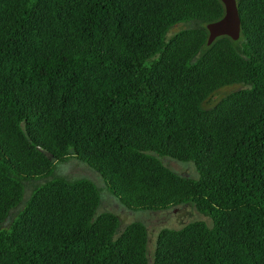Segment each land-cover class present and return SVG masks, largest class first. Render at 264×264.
<instances>
[{"label": "trees", "instance_id": "obj_1", "mask_svg": "<svg viewBox=\"0 0 264 264\" xmlns=\"http://www.w3.org/2000/svg\"><path fill=\"white\" fill-rule=\"evenodd\" d=\"M235 1L239 38L207 45L220 0H0V225L29 187L0 264H264V0ZM71 159L130 211L193 204L211 226L164 229L149 257L146 226L55 176Z\"/></svg>", "mask_w": 264, "mask_h": 264}, {"label": "rangeland", "instance_id": "obj_2", "mask_svg": "<svg viewBox=\"0 0 264 264\" xmlns=\"http://www.w3.org/2000/svg\"><path fill=\"white\" fill-rule=\"evenodd\" d=\"M180 26L176 25L170 29L167 33V39L172 37ZM242 86H226L217 92L213 93L204 103L203 108H210L222 97L227 94L241 89ZM163 163L172 170L175 174L183 177H187L193 180H198L199 174L192 162H178L169 158H163ZM55 176H62L69 180H76L80 178H86L93 181L101 189L102 202L98 212H112L114 213L120 222L119 229H123L131 223H141L146 226L149 236L148 242V254L152 256L157 236L160 231L164 229H178L182 226L189 224L193 221H200L208 226H211V221L208 217L200 214L193 204H186L180 206L175 210H169L165 212H134L127 209L116 198L109 194L103 187L102 180L96 176L89 168L77 161L71 159L65 164L58 165L55 170ZM40 182H34L31 185H37ZM29 193V187L26 190L25 197L20 207L10 212L8 218L0 225V232L6 233L11 227L12 223L17 217V213L23 208L26 196Z\"/></svg>", "mask_w": 264, "mask_h": 264}, {"label": "water", "instance_id": "obj_3", "mask_svg": "<svg viewBox=\"0 0 264 264\" xmlns=\"http://www.w3.org/2000/svg\"><path fill=\"white\" fill-rule=\"evenodd\" d=\"M224 6L223 17L214 23L206 26L208 31L207 45H210L216 38L229 37L237 40L240 35V19L237 12L235 0H220Z\"/></svg>", "mask_w": 264, "mask_h": 264}]
</instances>
